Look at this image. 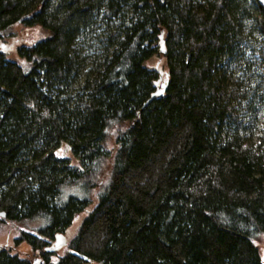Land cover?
<instances>
[{"label": "trees", "instance_id": "obj_1", "mask_svg": "<svg viewBox=\"0 0 264 264\" xmlns=\"http://www.w3.org/2000/svg\"><path fill=\"white\" fill-rule=\"evenodd\" d=\"M17 24L48 36L0 50V264H264L258 0H0V41Z\"/></svg>", "mask_w": 264, "mask_h": 264}, {"label": "rangeland", "instance_id": "obj_2", "mask_svg": "<svg viewBox=\"0 0 264 264\" xmlns=\"http://www.w3.org/2000/svg\"><path fill=\"white\" fill-rule=\"evenodd\" d=\"M10 34H11L10 37H7L0 41L1 42L0 50H3V52L7 53V55H9L13 59H20L17 53L19 47H22L25 45H34L38 41L48 36V33L40 27L27 28V27H24L18 24L12 28ZM252 41L256 43L258 40L252 39ZM94 48H97L99 50L100 48L99 44L96 43L94 46H91V48H89L88 50L89 52H85L83 55L86 58L89 67H92V66L96 67L101 62H103V60L100 58L98 51L97 50L95 51ZM249 62H250V59H249ZM246 65L247 64H242V63H231L228 66V68L222 69L221 71L222 75H224L228 83H231L233 80H235L236 78L242 75L243 73L242 71H244ZM263 70H264L263 66L259 64L255 67L254 73L256 72L258 73L259 71L262 72ZM56 155L59 158H68L75 165V167L79 166L78 164L80 160H77L78 164L76 163V161L73 160L74 157L72 154V148L68 143H63V145L57 151ZM105 173L106 172H101V176H104ZM63 195L64 196L66 195L64 199H68L70 197L68 195L80 197L83 195V191L82 189L78 187L77 188L68 187L65 189ZM91 207L92 205L89 206V208L86 209L85 211L79 213L77 217L75 218L73 225L66 231V233L63 235L62 234L58 235L57 239L49 245V247L52 248L50 252L55 254L51 258V261L53 263L57 261L58 256H61L64 253V248L66 244L73 238L82 220L87 215V211ZM42 224H43L42 221L31 223L28 225V227H25L24 229L32 230V229H35L41 226ZM17 237H18L17 229L9 226L8 228H6L4 231L0 233V247L7 243L5 241L6 239L7 241H9L10 244L13 245ZM255 244L258 246L260 250L261 257L264 263V236L261 237L260 239H257L255 241ZM21 246L25 247V249L27 248L26 244H23Z\"/></svg>", "mask_w": 264, "mask_h": 264}, {"label": "water", "instance_id": "obj_3", "mask_svg": "<svg viewBox=\"0 0 264 264\" xmlns=\"http://www.w3.org/2000/svg\"><path fill=\"white\" fill-rule=\"evenodd\" d=\"M258 2H259V4H260V5L263 7V9H264V0H258ZM48 250L51 251L52 248H49Z\"/></svg>", "mask_w": 264, "mask_h": 264}]
</instances>
